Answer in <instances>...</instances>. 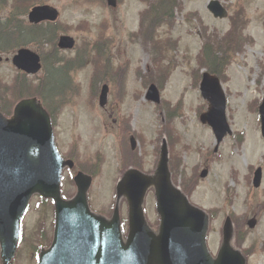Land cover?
<instances>
[{"label": "rangeland", "instance_id": "374dc122", "mask_svg": "<svg viewBox=\"0 0 264 264\" xmlns=\"http://www.w3.org/2000/svg\"><path fill=\"white\" fill-rule=\"evenodd\" d=\"M33 1L58 8L59 20L46 25L58 23V38L66 34L77 41L76 48L65 51H56L51 44H44V48L37 44L27 46L46 57L50 69L58 65L51 63L55 55L74 65L80 63L76 70H70L68 81L73 86L68 94L73 98L56 107L55 131L65 156L74 154L82 163L102 157L90 192L94 207L106 212L113 208L116 182L132 159L127 151L130 132L139 140L138 152L147 171L154 169L162 139L167 137L176 183L194 203L212 213L208 235L212 251L216 253L222 224L231 215L239 225L236 242L248 254L249 264H264V174L262 186L253 185L257 167H263L264 172V137L255 105L261 103L264 95V0H220L230 16L244 20L242 34L246 43L224 73L226 79H222L233 133L217 151L213 130L200 121L208 102L199 89L201 77L196 81L194 72L200 70L201 75L206 69L197 61L205 31L224 36L231 27V17L215 18L207 8L210 0H179L181 7L174 8L173 24L160 25L153 32L152 39L159 41L160 48L172 40L163 51L153 45L147 34L150 30L142 34L140 13L147 7L142 0H119L116 7L109 6L106 0H1L0 19L16 11L28 23ZM14 53H0V88L3 101L11 103L16 102L12 90L20 76L12 63ZM166 65H170L166 79L151 76L159 68L166 69ZM46 71L44 66L38 75L30 76L32 83L37 85ZM152 82L162 86L159 105L145 97ZM105 83L111 91L108 105L102 108L98 99ZM169 112L174 113L172 119L167 116ZM117 118L118 123L122 122L121 128L114 123ZM126 128H130L128 133ZM204 169L209 173L202 178ZM76 170L65 173V192L75 191L69 178ZM146 211L150 221L158 224L153 191L147 196ZM123 216H127L126 203ZM254 217L257 225L250 228L248 221ZM52 220L51 207L34 198L23 221L24 239L13 264H36L38 249L47 245V229L50 233Z\"/></svg>", "mask_w": 264, "mask_h": 264}, {"label": "water", "instance_id": "95a60500", "mask_svg": "<svg viewBox=\"0 0 264 264\" xmlns=\"http://www.w3.org/2000/svg\"><path fill=\"white\" fill-rule=\"evenodd\" d=\"M112 6L117 0H108ZM209 10L217 18L228 16L219 0H211ZM59 11L50 6L34 7L29 13L32 23L55 21ZM75 40L61 36L59 46L71 49ZM13 63L27 73H37L41 57L29 48H21ZM201 92L209 102V109L201 121L209 124L217 138V148L231 134L227 121V98L219 77L203 74ZM146 98L160 103L158 87L152 84ZM109 87L104 85L100 104L105 107ZM262 134L264 135V99L260 105ZM133 148L137 142L131 139ZM73 160L64 159L58 149L52 117L38 97L20 100L11 116L0 110V252L1 263L12 264L21 235L22 219L34 195L52 198L55 202L56 224L54 241L42 248L38 264H248L243 252L234 247L235 226L226 219L223 240L217 256L207 243L211 218L207 211L194 205L174 184L169 163V146L164 139L154 173L130 168L117 184L116 206L111 217L93 212L88 193L92 177L82 171L75 176L77 194L65 199L61 180ZM208 174L204 170L202 176ZM262 181V168L255 173L254 185ZM155 190L156 210L160 216L158 227L152 226L145 213V199ZM129 205V230L124 234L121 203ZM256 220L250 221L253 227Z\"/></svg>", "mask_w": 264, "mask_h": 264}, {"label": "trees", "instance_id": "16d2710c", "mask_svg": "<svg viewBox=\"0 0 264 264\" xmlns=\"http://www.w3.org/2000/svg\"><path fill=\"white\" fill-rule=\"evenodd\" d=\"M142 1L146 2L147 8L144 9L140 15L141 31L143 34L144 32L150 30L147 34H150L151 39L155 34L154 29L156 31L158 26L173 24L171 21L175 18L174 8L181 7L179 0ZM36 3L38 2L33 1L31 6ZM27 10L25 12H27ZM230 20L231 29L224 36L219 35L217 32L210 33L209 30L205 31L203 47L197 56V61L200 64V67L206 68L208 71L219 75L223 80L226 79V74L224 75V73L233 61L236 53L241 51L246 43L242 34L243 25L245 23L244 20L240 16L234 17V15L231 16ZM58 30L56 28V24L54 26L51 24L32 25L22 20L19 17V13H16V11L11 12L6 19H0V53L13 52L17 48L28 44H37L40 48H44V44H51L56 47ZM152 43L156 48H160L158 40L156 43L152 39ZM171 44L172 40L169 39L167 43L161 45V48L165 51V48ZM170 49L171 48H168V51H171ZM55 50L58 51L57 47ZM77 59H82V57H78ZM44 60L47 71L45 78H42L39 84L34 85L32 81L26 77V75L19 74L20 76L17 79L12 91L15 98H20L25 95H40L52 111L50 102H52L55 97L63 98L61 99L64 100L63 102L67 101L69 95L67 89H70V82H68L71 72L70 70L77 69V66L80 63L74 65V63H70V61L65 60L63 56L55 55L54 60L53 57L51 58V63L52 65H58L57 67L50 69L46 57H44ZM169 67L170 65H167L166 69L159 68V71L151 73V76H165L164 79H166L167 75L170 74ZM200 77V70H195V80L199 81ZM11 105V101H3V92L0 88V107L2 110L9 112L12 107ZM172 111H175V109ZM171 115L173 116L174 113H171ZM171 115L169 112V119L173 118Z\"/></svg>", "mask_w": 264, "mask_h": 264}, {"label": "flooded vegetation", "instance_id": "af4514ba", "mask_svg": "<svg viewBox=\"0 0 264 264\" xmlns=\"http://www.w3.org/2000/svg\"><path fill=\"white\" fill-rule=\"evenodd\" d=\"M113 112H114V110H112L111 114H112ZM114 122H115L116 124H118V120H117V119H115ZM52 234H53V230L51 231V236H50V242H49V244L52 242Z\"/></svg>", "mask_w": 264, "mask_h": 264}]
</instances>
